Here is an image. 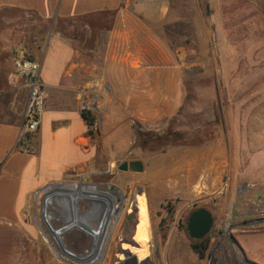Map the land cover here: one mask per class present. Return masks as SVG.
Segmentation results:
<instances>
[{
  "label": "rangeland",
  "instance_id": "obj_1",
  "mask_svg": "<svg viewBox=\"0 0 264 264\" xmlns=\"http://www.w3.org/2000/svg\"><path fill=\"white\" fill-rule=\"evenodd\" d=\"M167 4L168 18L150 29L171 54L177 91L155 107L101 108L99 114L92 107V173L68 176L36 193L45 198L58 190L59 197H76L71 215L59 197L53 199L48 208L55 216L53 229L71 224L74 215L84 225H73L55 241L43 224L39 197L31 201L30 221L48 240L45 249L53 259L67 264L137 261L128 251L141 249L133 243L140 216L132 207L141 198L149 240L147 258L137 264L164 259L264 264V0ZM24 16L1 12L0 23L14 24L1 27L0 35L40 40L60 32L52 22ZM130 161L142 162L143 172L118 170ZM108 204L114 208L104 245L87 257L91 262L98 257L90 263L85 256L94 239L88 230L98 226ZM192 208L213 217L209 235L199 240L207 245L203 258L186 230ZM168 246L175 251L166 252Z\"/></svg>",
  "mask_w": 264,
  "mask_h": 264
},
{
  "label": "crops",
  "instance_id": "obj_2",
  "mask_svg": "<svg viewBox=\"0 0 264 264\" xmlns=\"http://www.w3.org/2000/svg\"><path fill=\"white\" fill-rule=\"evenodd\" d=\"M1 12L61 29L40 40L0 35V264H67L46 252L44 235L30 221L31 201L48 184L92 173L94 137L83 109L99 114L173 98L171 54L150 29L168 18L169 7L167 0H0ZM19 58L39 64L47 93L39 130L20 144L29 92L26 81L14 77Z\"/></svg>",
  "mask_w": 264,
  "mask_h": 264
},
{
  "label": "bare ground",
  "instance_id": "obj_3",
  "mask_svg": "<svg viewBox=\"0 0 264 264\" xmlns=\"http://www.w3.org/2000/svg\"><path fill=\"white\" fill-rule=\"evenodd\" d=\"M50 188H46V189H50ZM87 190H91V188L87 187ZM43 192H44V190H43ZM53 192L54 193L55 192L58 193V194H56V197L55 196H51V193H53ZM53 192L45 195V198L42 197V203H41L42 204V213L41 214H42V218H43L44 222L45 221L48 222L49 219H50V216L48 215L47 212H44L43 203H44V205H48L52 199L58 198L61 195L58 190L53 191ZM62 196L63 197H59V198L63 201L64 206L68 207V211L71 212L69 214L71 215L72 213H75L74 208H73V204H74V202L76 200V197H74L72 194H71V196H67V195H63L62 194ZM59 198H58V200H59ZM66 202H68V205H67ZM132 207H135L137 209L138 216H140L138 218V224L135 227L136 232H135V237L133 238V243L138 244V246H140L141 249L140 248H134V249H131L128 252L129 253H133L135 255V257L139 260V262H141V261H143L144 259L147 258V250H146V248H147V242L149 240V235H148V232H147V229H146V224H145L144 220L141 218V215L145 212V209H146V202L143 199H141V198L134 199L133 202H132ZM113 208H114V206L111 207L109 204L106 205V208L102 212V218L100 219V223L98 224V226L96 228H94V229L88 230L89 235L94 239V246H93L91 252H89V254H87L85 256L86 260H88L87 257L90 254H92V252L94 250H99L98 254L101 252V249H102V247L104 245V239L106 237L105 234H106V231L108 230L109 225H110V216H111V212H112ZM74 216H73V218H74ZM73 218L72 219L70 218L71 219L70 222H72V224L67 225V226H65L64 228H61V229H56V230L49 231L50 235L53 236L52 238L55 241H58L57 239H59V237L62 235V233L64 231L70 229L73 225H76V226H78L79 224L84 225V223L82 221L79 220V222H76ZM45 241L48 243V240L46 239V237H45ZM122 250H124L126 252V248L124 246H123ZM64 254L66 256L70 257V258L78 260L77 257H73L69 253L64 252ZM97 258L98 257H96L95 260ZM88 261L90 263L94 262V261L91 262L90 260H88Z\"/></svg>",
  "mask_w": 264,
  "mask_h": 264
},
{
  "label": "built area",
  "instance_id": "obj_4",
  "mask_svg": "<svg viewBox=\"0 0 264 264\" xmlns=\"http://www.w3.org/2000/svg\"><path fill=\"white\" fill-rule=\"evenodd\" d=\"M39 69L40 67L37 62L26 58L16 59L13 63L14 77L16 79L18 78L24 79L26 81L29 92L25 107V112H24V121L22 123L18 137V142H17L18 144L23 143L24 141H26L28 137L37 133L40 127L41 116L44 112L47 93L40 79ZM37 197H39L42 203V196H37ZM52 203H53V199L44 208V212H47L48 215L50 216L48 222L43 221V224L45 225V228L48 231L55 230L51 227V223L54 221L55 216L51 211H48V208L52 206ZM70 223L72 224V222ZM64 227L65 226L61 228Z\"/></svg>",
  "mask_w": 264,
  "mask_h": 264
},
{
  "label": "water",
  "instance_id": "obj_5",
  "mask_svg": "<svg viewBox=\"0 0 264 264\" xmlns=\"http://www.w3.org/2000/svg\"><path fill=\"white\" fill-rule=\"evenodd\" d=\"M118 170L121 172L142 173L143 164L140 161L124 162L118 166ZM212 227V215L207 210L199 208L189 217L187 224L188 237L191 240H202L209 235Z\"/></svg>",
  "mask_w": 264,
  "mask_h": 264
},
{
  "label": "trees",
  "instance_id": "obj_6",
  "mask_svg": "<svg viewBox=\"0 0 264 264\" xmlns=\"http://www.w3.org/2000/svg\"><path fill=\"white\" fill-rule=\"evenodd\" d=\"M38 21L39 22H43L41 20H38ZM42 24H44V23H42ZM32 39H35V38H32ZM81 115H82V118L85 120L87 127L90 129V131L92 132V134L94 136V132L93 131L96 129V120H95L94 115H92L91 112L89 110H86V109H83L81 111ZM206 246L207 245L205 243L202 244L199 241L198 243L195 242L192 245V248H193L194 252L198 255L199 258H203V252L206 249Z\"/></svg>",
  "mask_w": 264,
  "mask_h": 264
},
{
  "label": "flooded vegetation",
  "instance_id": "obj_7",
  "mask_svg": "<svg viewBox=\"0 0 264 264\" xmlns=\"http://www.w3.org/2000/svg\"><path fill=\"white\" fill-rule=\"evenodd\" d=\"M199 209V208H198ZM198 209H196V208H192L191 209V211H189V213H188V215H187V218H186V230H187V224H188V220H189V217H190V215L194 212V211H196V210H198ZM187 233H188V231H187ZM195 242H199V240H192V243H195Z\"/></svg>",
  "mask_w": 264,
  "mask_h": 264
}]
</instances>
